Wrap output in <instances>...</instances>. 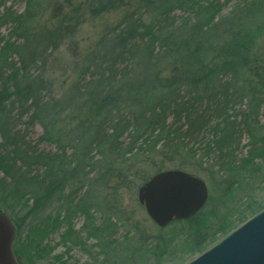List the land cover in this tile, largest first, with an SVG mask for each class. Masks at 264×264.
Returning a JSON list of instances; mask_svg holds the SVG:
<instances>
[{
  "label": "trees",
  "instance_id": "trees-1",
  "mask_svg": "<svg viewBox=\"0 0 264 264\" xmlns=\"http://www.w3.org/2000/svg\"><path fill=\"white\" fill-rule=\"evenodd\" d=\"M11 1L0 0V29L11 28L0 33V209L16 227L19 264H81L76 247L91 264H184L236 229L237 215L242 224L264 209L253 197L264 186V0H240L225 16L233 0H97L95 17L118 18L94 46L89 36L75 40L76 11L43 29L49 0H25L22 12ZM178 9L194 17L174 21ZM70 33L84 69L56 100L30 70ZM37 123L44 133L32 140ZM212 156L218 168L206 164ZM174 168L203 178L209 198L162 228L125 193ZM61 229L66 250L57 254L50 238Z\"/></svg>",
  "mask_w": 264,
  "mask_h": 264
},
{
  "label": "water",
  "instance_id": "water-1",
  "mask_svg": "<svg viewBox=\"0 0 264 264\" xmlns=\"http://www.w3.org/2000/svg\"><path fill=\"white\" fill-rule=\"evenodd\" d=\"M208 198L206 181L183 169L158 172L138 188L139 203L162 228L195 216ZM15 238L13 221L0 209V264H19ZM186 264H264V209Z\"/></svg>",
  "mask_w": 264,
  "mask_h": 264
},
{
  "label": "rangeland",
  "instance_id": "rangeland-1",
  "mask_svg": "<svg viewBox=\"0 0 264 264\" xmlns=\"http://www.w3.org/2000/svg\"><path fill=\"white\" fill-rule=\"evenodd\" d=\"M196 1H200L202 3H205L209 0H196ZM11 2L15 3V9L18 10L19 12H22L25 10L26 8V1L25 0H12ZM219 2H224V0H219ZM240 0H233L225 9H224V13L222 14L223 16L227 15L228 13L231 12V10L233 9V7H238L240 5ZM97 4V0H49L48 4L46 5L45 9L43 10L41 16L39 17V24L40 27H42L43 29L48 26H58L59 25V18L61 16H59V13L62 10H65V14L62 16L63 19H68V20H72V16L75 15V13L73 11H76L81 17L82 23L79 25V31L76 35L75 40H81L84 38V36H89V38L93 43V46L95 44V42L98 40L99 35H101L102 33H104L106 30V28L108 27L109 24H111V22L115 21L118 18V13L116 15H109L107 13H104L101 16H97L95 17L92 13V8L94 5ZM67 6V8L65 7ZM75 7H78V9H74ZM73 10V11H72ZM171 16H173L172 18L174 19V21H180L182 18H187V17H194L193 14L189 13V12H185L184 10L178 9L175 11V13H173ZM172 19V20H173ZM113 20V21H112ZM70 22V21H69ZM68 22V23H69ZM38 24V25H39ZM69 25H71V23H69ZM10 26H5L3 28L0 29V33H2L3 35L7 36L10 32ZM72 34L70 33L69 35L66 36V38L60 42V46L57 50H51V48L48 49L47 53H52V55L47 59V61L44 62H40L38 64L37 67H32L30 70V73L32 75H37L40 76L42 79L45 80V82L47 83V86L49 87V89L54 90L55 92V96H53L56 100H63L64 101V96H67L68 94V89L71 87V85L74 83L73 77L76 76L78 73H81V71L84 69L83 67V61L79 62L77 65V61L79 59L80 55L79 53L76 54V48L75 45L72 43ZM106 45H100V49L104 50L107 48V46H109V44H107V42H105ZM78 52V51H77ZM103 54V51H99L97 50L94 53V57L95 59L99 58L100 56ZM70 57H74V61L71 62L69 60ZM92 62V61H91ZM90 63V61H89ZM91 70H95L93 68H91ZM89 75L86 77V79L83 81H81L82 83H87L89 82L91 76V72L88 73ZM70 94V93H69ZM73 96V95H71ZM77 101H80V99H78L77 97L74 98L72 97V99L70 100L71 103V108H75V103ZM26 120V119H23ZM261 123L264 125V115L260 117ZM19 126L22 129H25L26 124L24 123V121L19 122ZM30 132V137L32 138V140H37L43 133H44V128L40 123H37L35 126L30 127L29 129ZM248 136H244L243 137V141H242V145H243V150L244 152H240L239 156H245L246 154V147L245 144H247L248 142ZM191 146L194 147H198L199 144L198 143H191ZM41 149L44 150H52V151H56L57 146L56 145H51V144H41L40 145ZM217 158L215 156L209 157L207 158V160L205 161L207 165H211V164H216L215 167L218 168L219 164H218V160H216ZM204 177L205 176H201ZM138 193L137 191H131L128 190L125 193V202L129 203V204H133L135 203L134 199L135 197H137ZM253 197L256 199V201L261 204L264 205V186L261 187H256L254 190V194ZM249 202V199L246 197L242 200L241 202V206L242 208L247 207V203ZM139 213V212H138ZM249 215V212L244 213L242 215ZM253 216H249L248 219L252 218ZM238 215L235 217V223L236 225H242L239 220H238ZM84 220L82 218H78L75 221V225L76 228L79 230L81 229L82 225H83ZM246 222V221H245ZM148 225H152L150 222H148ZM238 226V227H239ZM64 230H60L59 232L55 233L51 238H50V242H52V244H56L57 243V247L55 249V253L57 254H63L65 253V246L61 245V243L58 245V242H61V237L60 234L63 232ZM125 231L123 229H121L119 231L118 236H121ZM87 242L89 243H93L95 242L94 239L88 240ZM219 242V241H218ZM72 255V259L73 261H78L81 264H85L87 262H90V264L92 263L90 256L88 255V253H86V251L82 250L80 247H76L74 248L71 253ZM64 257H66V255H64ZM71 259V260H72ZM190 257L187 258L186 260H183L184 262L182 263H187L188 261H190Z\"/></svg>",
  "mask_w": 264,
  "mask_h": 264
}]
</instances>
